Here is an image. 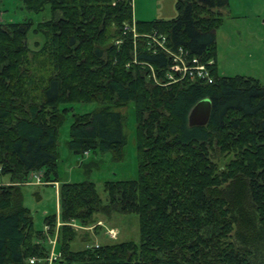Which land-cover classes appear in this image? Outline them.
Returning <instances> with one entry per match:
<instances>
[{"label": "trees", "instance_id": "trees-1", "mask_svg": "<svg viewBox=\"0 0 264 264\" xmlns=\"http://www.w3.org/2000/svg\"><path fill=\"white\" fill-rule=\"evenodd\" d=\"M22 3L49 17L34 27L0 21V177L8 179L0 184V264H46L45 233L20 185L40 170L57 178L69 109L61 106L77 102L99 105L72 114L68 148L114 159L122 158L133 103L137 177L106 180L105 201L91 180L60 184L58 216L43 219L49 228L63 223L54 264H264V84L217 71L215 32L228 0H176L175 17L151 20L133 18L132 0ZM29 32L43 36L35 48ZM151 36L172 52L212 59L213 81H171V56ZM202 99L211 102L209 119L190 126ZM111 213L138 215L139 243L71 248L76 231L67 222L93 224Z\"/></svg>", "mask_w": 264, "mask_h": 264}, {"label": "rangeland", "instance_id": "rangeland-1", "mask_svg": "<svg viewBox=\"0 0 264 264\" xmlns=\"http://www.w3.org/2000/svg\"><path fill=\"white\" fill-rule=\"evenodd\" d=\"M175 1L170 4L169 0H132V6L133 10L136 6L139 13L150 17L153 16L150 13L156 11L155 3L159 2L166 7V11H163L164 15L170 13L166 14V17L170 18L171 15L172 17L176 15ZM225 10L227 12L224 11L223 21L215 32V62L218 73L226 76H251L264 84V0H229L228 8ZM48 17L49 14L46 10L41 13L27 11L23 7L22 0H0L1 22L28 20L34 27L39 21ZM134 17L137 18L138 15L134 14ZM42 41L41 34L28 33V44L31 48H35V42L41 43ZM98 105L96 102H77L61 106L69 107V109L59 129L57 178L47 181L44 179L43 171L40 170L31 172L25 181L21 182L22 203L30 210L35 228L42 229L43 232L45 231L43 227L46 224L43 221L44 216L52 213H56L58 216V192L61 183L91 180L95 183L101 199L105 201L107 196L103 184L106 180H131L137 177L136 117L132 102L125 107L126 142L121 159H114L111 151L77 154L68 148L67 141L69 140L68 133L72 114L89 112ZM224 160H228V158ZM2 183H8L7 176L0 177V184ZM95 218L103 222L104 229L101 227L96 232L94 228H89L92 223L86 225L72 221L66 223L76 231L71 248L82 249L89 245L99 246L121 241L139 243L137 214L111 213L110 216L97 214ZM62 224L57 218L53 228L50 227L52 231L49 228L50 232L43 234L42 240L48 247L47 256L52 248L50 239H54L53 232L57 231L59 238V228ZM110 228L115 230V238L107 235ZM58 245L57 240L54 251H58Z\"/></svg>", "mask_w": 264, "mask_h": 264}, {"label": "built area", "instance_id": "built-area-1", "mask_svg": "<svg viewBox=\"0 0 264 264\" xmlns=\"http://www.w3.org/2000/svg\"><path fill=\"white\" fill-rule=\"evenodd\" d=\"M151 41L155 45V49H161L162 51L166 52L171 56V64L169 66L167 76L171 81H178L182 79H186L189 81H203L205 83H211L213 81V75L210 69V65L213 63V60L210 59L206 62H203L197 56H193L189 54L188 51L179 48L176 52H172L165 44L164 37L157 38L155 36H151ZM74 222V221H72ZM74 225V224H72ZM103 226L101 221H96L89 228L95 229L96 227ZM44 233L48 234V225H44ZM86 228V227H84ZM115 230L110 228L107 231V235L111 238H115ZM53 234V240L50 239V243L52 244V248L48 256L44 258L43 262L46 264H54L57 260L60 259V251H54L55 243H57L58 236L57 231ZM98 246V245H96ZM30 264H34L36 261L35 258H30Z\"/></svg>", "mask_w": 264, "mask_h": 264}, {"label": "water", "instance_id": "water-1", "mask_svg": "<svg viewBox=\"0 0 264 264\" xmlns=\"http://www.w3.org/2000/svg\"><path fill=\"white\" fill-rule=\"evenodd\" d=\"M210 109L211 102L209 99H202L197 102L189 112V125H204L209 119Z\"/></svg>", "mask_w": 264, "mask_h": 264}, {"label": "crops", "instance_id": "crops-1", "mask_svg": "<svg viewBox=\"0 0 264 264\" xmlns=\"http://www.w3.org/2000/svg\"><path fill=\"white\" fill-rule=\"evenodd\" d=\"M175 0H169V3L172 4L174 3ZM162 2V1H160ZM228 4H229V0H228ZM156 5V11H154L153 13L151 12L150 14H153V16H150V17H146V15H143L142 13H139L138 10L136 9V6L134 7V13H133V18L134 19H142V20H151V19H170V18H173L172 15L171 17H166V14H170V13H166L164 15L163 11L165 12L166 11V7L164 5H161V3L157 2L155 3ZM174 5V4H173ZM228 8V5L223 8L221 10L222 14L224 15V11L227 12L225 9ZM134 14L138 15V17H134ZM141 14V15H140ZM155 14V15H154ZM175 17V16H174ZM66 182V181H65ZM58 204V203H57ZM97 221H101V220H97ZM96 222V221H95ZM102 225H103V222L101 221ZM101 227L104 229V226H100V227H96L94 230L97 232L98 229H101Z\"/></svg>", "mask_w": 264, "mask_h": 264}]
</instances>
